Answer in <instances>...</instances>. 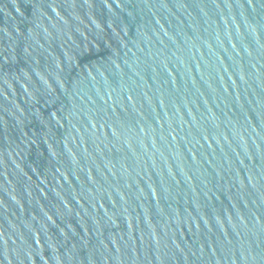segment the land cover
Returning <instances> with one entry per match:
<instances>
[{"label":"water","instance_id":"obj_1","mask_svg":"<svg viewBox=\"0 0 264 264\" xmlns=\"http://www.w3.org/2000/svg\"><path fill=\"white\" fill-rule=\"evenodd\" d=\"M0 264H264V0H0Z\"/></svg>","mask_w":264,"mask_h":264}]
</instances>
